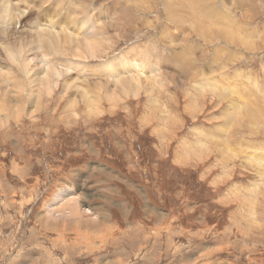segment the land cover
Instances as JSON below:
<instances>
[{"label": "rangeland", "instance_id": "rangeland-1", "mask_svg": "<svg viewBox=\"0 0 264 264\" xmlns=\"http://www.w3.org/2000/svg\"><path fill=\"white\" fill-rule=\"evenodd\" d=\"M199 1L235 37L175 0H7L81 35L53 90L11 105L0 76V264H264V0ZM132 58L139 92L117 94L100 67Z\"/></svg>", "mask_w": 264, "mask_h": 264}, {"label": "bare ground", "instance_id": "bare-ground-1", "mask_svg": "<svg viewBox=\"0 0 264 264\" xmlns=\"http://www.w3.org/2000/svg\"><path fill=\"white\" fill-rule=\"evenodd\" d=\"M60 1L61 0H58V2H60ZM168 1H171V0H168ZM21 2L23 3L25 8L28 7V5H29L28 0H21ZM198 2H200V1L199 0H175V2H173V3H175L176 7L177 6H181V7H185L187 9V13H188L187 17L188 16L190 17V19L188 21V25H190V22L193 21V19L195 18L194 14H196L197 17H204L209 22V25H211V28L209 27V30L212 31L214 29H217L219 32L220 31H225V32H227L226 34H230V38L235 37V35H236V33L238 31L236 32L232 28V26L230 28L223 27V26L216 27L217 25L214 26L213 25L214 23H212V20H209L207 13H200V11L195 7L196 3H198ZM6 3H7V0H0V49H1L2 53H3V55H4L3 59L0 58V76L3 79L2 80L3 83L7 87L10 88L11 92H13L12 97H10V104L12 105V103L19 102L21 100H26L27 99V97L29 96V93H28L29 85H32L34 83L35 85L40 86V87H42L44 89H47L49 91L54 86H56L58 84V81H59L60 77H62L64 75V73H66L70 69H73L71 66L68 65L70 63L62 60L63 57H61L60 54H62L63 51L64 52L67 51V50L72 51V48H68V45H70V43H69L70 39L69 38H71V35L75 36L74 39L71 38V42H72V40H74L72 42L73 49H74L73 52L75 51V53H78V47L80 46V44H79V39H77V37H78V35H81V34L78 33V22H74L72 24L73 27H72L71 31H68L66 28H63L62 25H64V24L60 23L59 19H57V18L55 19L54 18L55 16L53 15V13H55V12L53 10H51L50 7L46 8L43 11V13H42V15H45V21H47V23H42L43 21L40 18L42 15H39V16L36 15L37 18L34 20V22L33 21L32 22L29 21L30 25L28 27H26V26H24V24H27L28 12L25 14V16H23L22 12H25L24 9L17 10L15 8L11 7L10 9L12 11H10L8 8H6L8 6ZM141 4L144 5L143 3H141ZM42 5H44V4H42ZM152 6L153 5H151V7ZM200 6H201V4H200ZM116 7H118V6H116ZM140 7L143 8V6H140ZM177 8H179V7H177ZM119 9H120V7H119ZM34 11H36V10H34ZM63 11H64L63 9H60L59 12L56 13V14H58V17L60 19H62L61 14H62ZM224 11H226V10H224ZM17 12H18V16L16 14ZM172 12H173V15L171 14V17H173V16L180 17L177 14H175L176 11L172 10ZM59 13H61V14H59ZM180 13H182V12H180ZM145 15H146V13H145ZM182 15H184V14H182ZM224 17L225 16H223V18ZM180 18L184 19L183 17H180ZM211 19H213V18L211 17ZM236 19H235V21H236ZM137 21H138V19H137ZM18 23L22 26V29L20 31H17V32H15L16 30L12 31L11 26L13 27L16 24L18 25ZM22 23H23V25H22ZM192 24H194V23L192 22ZM220 24H221V22H220ZM234 24H236V23H234ZM185 25H187V23ZM81 26H82L81 28H86V24L84 23V21L82 22ZM109 27H111V25ZM106 28H108V25H107ZM26 32L27 33H29V32L30 33H34L35 37H37V42H35L34 37H32L33 35L29 36V35L26 34V36L25 35L22 36V34L26 33ZM83 33H85V35L83 37L84 38V46H86L87 48H92L95 45V43H96V38L93 35H90V34H88L86 32H83ZM194 33H195V31H194ZM14 34H17V36H15ZM197 34L201 35L202 39L203 38L205 39V37H206V35L200 34L199 31H198ZM208 36H210V35L208 34ZM221 36H223V35H221ZM236 39L234 40V42L236 41ZM176 40H174L173 42L178 43ZM204 41H206V40H204ZM30 45H33L34 49L33 48H28ZM192 45H193V47L195 46V44H192ZM242 45H244V43ZM102 46L103 45H102V42H101V47ZM190 47H192V46L190 45ZM32 49L34 51L36 50V53H37V51H38V53L39 52L42 53V56L39 53V55L42 57V58L39 59V64H40L41 71L38 70V74H35L36 76L34 75V77H32V75H33L32 71H33V68H34L32 66V63H33L32 61L34 59V56H35L34 54L35 53L33 54L32 57L30 56L32 54L31 53ZM56 50H57V52H55V53L56 54L58 53L60 56L56 55V57L54 59L53 58H51V59L46 58V56H48V52H52V51H56ZM91 53H93V52H91ZM67 54H69V53H67ZM39 55H37V56H39ZM53 55H55V54L53 53ZM173 55H174V57L172 58V61L173 60L175 61V60L178 59V60L183 61V62L186 63V61H185V59L183 57L178 58L175 54H173ZM65 56H66V52H65ZM170 58L171 57H169L168 60ZM118 59H116V60H118ZM34 62H36V61H34ZM116 62L119 65L117 67L115 65ZM116 62L111 61V63H109V65H105V66L100 67L102 69H105V71H106L105 76H106L107 80L112 79V81L110 83H113V85L115 86L117 94H121V93H125L126 94L128 91H131V90L134 91V94H138L139 89L141 87L140 73L141 74H143V73L140 72V71L137 72V68L142 65V62L136 61L134 58H132L131 63H129V64H127L126 62H120V60L116 61ZM37 63H38V61H37ZM167 63H168V61L166 62V64ZM59 66L64 67L65 70H63ZM153 69L155 70V67ZM35 72H36V70H35ZM74 72H75V70H74ZM136 72H137V75H136ZM33 73H34V71H33ZM127 73H129V74L126 75ZM16 74H17V77H16ZM168 75H170V74H168ZM76 79H77L76 75L74 77L73 76L70 77V79L67 82H65L64 88H66V86L77 84V83L74 82ZM104 80L106 82H108L106 79H104ZM71 82H73V83H71ZM223 87H221V88H223ZM7 92H5L4 94H6ZM45 92L47 93V91H45ZM77 92H78V90H77ZM154 92H155V90H153L152 94H154ZM6 95H8V94H6ZM98 96L101 97V94L99 93ZM230 98L232 99L231 96H230ZM70 99H71L70 104H72L73 103V98H70ZM94 99L96 100V97H93V99L91 97L90 100H94ZM221 99L223 100V98H221ZM1 101H3V100L0 98V103L3 104V102H1ZM233 104H234V102H231L232 109L235 107V106H233ZM2 108L5 110V112H1V113H4V114L6 113L7 116H9L8 112L6 111V107L0 105V111H1ZM1 113H0V115H1ZM251 117L252 116H250V118ZM231 118H232V116H231ZM252 120L254 121V119H252ZM0 124H1V122H0ZM257 158L259 159V158H262V157H257ZM59 195L57 197H60ZM63 196H64V198H66L65 195H62L61 197H63ZM62 199L63 198H60L59 200H62ZM76 212L78 213V215H76L78 217L79 216V210L76 211ZM69 213H71V212H69Z\"/></svg>", "mask_w": 264, "mask_h": 264}]
</instances>
